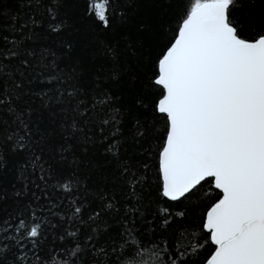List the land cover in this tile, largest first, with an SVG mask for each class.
Masks as SVG:
<instances>
[{"label": "trees", "instance_id": "16d2710c", "mask_svg": "<svg viewBox=\"0 0 264 264\" xmlns=\"http://www.w3.org/2000/svg\"><path fill=\"white\" fill-rule=\"evenodd\" d=\"M187 3L111 0L104 28L89 0H59L55 18L54 0H0V264H121L129 228L149 248H172L182 229L205 239L217 191L160 195L165 117L152 82ZM235 14L245 32L264 28V0Z\"/></svg>", "mask_w": 264, "mask_h": 264}, {"label": "snow or ice", "instance_id": "6c2138e0", "mask_svg": "<svg viewBox=\"0 0 264 264\" xmlns=\"http://www.w3.org/2000/svg\"><path fill=\"white\" fill-rule=\"evenodd\" d=\"M110 5L89 0V15L104 28ZM240 6L241 0H188L152 82L162 90L155 110L165 117L160 195L177 201L205 184L208 193L217 191L202 224L206 237L182 229L172 248L166 240L149 248L129 228L121 264H187L204 244L214 246L205 264H264V28L245 32L235 14ZM58 7L54 0L53 18ZM39 229L31 226L27 235L35 238Z\"/></svg>", "mask_w": 264, "mask_h": 264}, {"label": "water", "instance_id": "95a60500", "mask_svg": "<svg viewBox=\"0 0 264 264\" xmlns=\"http://www.w3.org/2000/svg\"><path fill=\"white\" fill-rule=\"evenodd\" d=\"M183 199V198H182ZM182 199H180V200H182ZM180 200H177V201H172V202H178V201H180ZM171 201V200H170Z\"/></svg>", "mask_w": 264, "mask_h": 264}]
</instances>
